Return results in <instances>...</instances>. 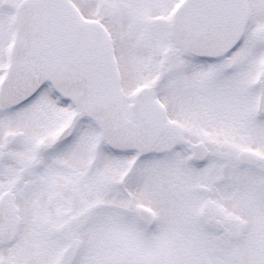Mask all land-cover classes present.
<instances>
[{
  "label": "snow or ice",
  "instance_id": "6c2138e0",
  "mask_svg": "<svg viewBox=\"0 0 264 264\" xmlns=\"http://www.w3.org/2000/svg\"><path fill=\"white\" fill-rule=\"evenodd\" d=\"M0 264H264V0H0Z\"/></svg>",
  "mask_w": 264,
  "mask_h": 264
}]
</instances>
